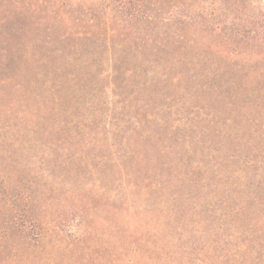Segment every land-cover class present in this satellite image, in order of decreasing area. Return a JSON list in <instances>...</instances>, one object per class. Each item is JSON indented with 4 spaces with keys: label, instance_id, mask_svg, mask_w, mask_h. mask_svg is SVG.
<instances>
[{
    "label": "rangeland",
    "instance_id": "374dc122",
    "mask_svg": "<svg viewBox=\"0 0 264 264\" xmlns=\"http://www.w3.org/2000/svg\"><path fill=\"white\" fill-rule=\"evenodd\" d=\"M151 1L139 29L175 33L161 63L157 32L110 20L111 0H0V221L32 205L46 234L38 247L0 240L2 263L75 264L62 249L85 228L123 257V237L170 215L144 246L154 264H264V45L237 39L233 52L210 31L252 37L260 0ZM164 179L175 189L153 188ZM224 197L244 206L228 223ZM203 218L219 235L193 225Z\"/></svg>",
    "mask_w": 264,
    "mask_h": 264
},
{
    "label": "trees",
    "instance_id": "16d2710c",
    "mask_svg": "<svg viewBox=\"0 0 264 264\" xmlns=\"http://www.w3.org/2000/svg\"><path fill=\"white\" fill-rule=\"evenodd\" d=\"M42 1V0H40ZM261 1V2H260ZM257 4H253V11L250 12L248 18L246 19V22L244 24H252V26L248 29H251V35H241L239 31H227L224 28H218V29H210L211 34H215L223 41H226L228 45L232 46L231 51L234 52V50L238 47V40L237 39H254V41H258L260 45H264V0H260ZM263 2V3H262ZM257 7H256V6ZM153 3L151 0H111L109 5V11L111 12V19L113 17H116L118 19L117 24H121L122 28L125 24H133L132 29L135 31L136 34H142V37L149 36L151 37L152 32H157V35L160 37L162 42L160 43L153 41L152 43L148 44L149 46V53H151L154 56V60L157 61V63L160 60V52H162L164 49H166V43H169V39L174 37L175 33L172 32L168 28H163L160 30H153L151 28L145 29H139V24L141 22L143 23H150L151 13L149 10L152 9ZM153 10V9H152ZM153 17V16H152ZM161 19V18H160ZM165 20H169V18H166ZM228 23V22H227ZM230 23V22H229ZM256 24H263V25H257ZM138 25V26H137ZM119 26V27H121ZM160 28V27H159ZM169 32V33H168ZM219 33V34H217ZM144 43H147L144 41ZM171 68V67H170ZM139 136V135H138ZM123 151L121 152L122 156H132L136 149L128 143V141L123 143ZM162 156V155H161ZM164 162L165 158L164 156L161 157ZM162 161V163H163ZM166 163V162H165ZM166 166V165H165ZM164 170V169H162ZM171 180V179H170ZM184 181L188 183H193L191 181H195L191 176L183 179ZM158 181V180H157ZM154 185L153 188L155 190H162V187L167 188L169 191L175 189V184L168 181L167 179L162 180L161 183L157 182ZM171 183V184H170ZM185 182H182V185ZM175 191L171 192V196L174 195L171 199V203L174 202ZM179 196L184 200L185 198L183 195ZM7 200V190L2 187L1 181H0V204H5ZM235 202V203H233ZM217 206L224 211L222 214L224 216V221L228 223V215L233 214H240L242 210L244 209L243 204L238 201H227L225 197L223 199H220L217 201ZM172 209V205L170 206ZM34 208L32 205L29 206L28 212H25L24 215L26 216V219L23 218H17L16 212L9 214L5 218H2L0 221V240L1 242L6 239L7 236L16 235L18 236L19 240L26 241L27 244L33 247H38L39 244H42L46 234L45 232H42V224L37 220V218L34 215ZM180 209L175 210V212L179 211ZM171 213V212H170ZM170 215L164 216L159 218L158 220H155V225L150 226L151 231L150 234L147 235H141V236H132L135 237V239L127 240L126 237H123L125 241V246L123 251H125V254L122 252V256L119 255L118 251L115 250V248L112 247L111 242L108 239H105V248L104 246H101L100 242H96V244H90L88 240V235L91 233L90 229H86L83 232L79 233V237L77 238V243L80 245H77L78 248H71L64 246L62 249L64 252H69L71 255L74 256L75 264H154L153 258L149 251L145 249L144 246L148 244V242L151 241V244L155 241L153 238L155 237V230L153 228L157 227H166L170 224L171 219L169 218ZM173 217V215H172ZM171 217V218H172ZM180 217H177L178 220ZM137 221L136 219H127L125 222L124 228L130 227L129 225H132ZM194 221L193 225L197 226L200 231L206 233H213L214 236L219 235V233L216 232L217 228H215V225L213 226L212 223L209 222L208 218L203 219H197L192 220ZM176 222V221H175ZM136 223V222H135ZM133 226L141 227L138 224H134ZM145 227V226H144ZM87 228H90L87 226ZM232 230L235 231V228L232 227ZM35 230V232H34ZM130 239V238H129ZM150 240V241H149ZM214 242H217L216 240ZM109 243V245H108ZM176 244H179L176 242ZM11 250V248H9ZM121 254V253H120ZM2 253L0 252V259L2 258ZM0 264H4L0 261Z\"/></svg>",
    "mask_w": 264,
    "mask_h": 264
}]
</instances>
